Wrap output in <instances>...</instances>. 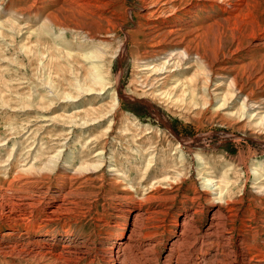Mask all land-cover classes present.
I'll return each mask as SVG.
<instances>
[{
  "label": "rangeland",
  "instance_id": "obj_1",
  "mask_svg": "<svg viewBox=\"0 0 264 264\" xmlns=\"http://www.w3.org/2000/svg\"><path fill=\"white\" fill-rule=\"evenodd\" d=\"M91 2L93 13L106 18L101 27L79 22L62 30L44 21L55 0H0V166L11 162L20 170L35 162L34 174L53 181L63 169L74 175L81 163L90 162L84 176L103 179L84 207L57 216L46 207L53 201L51 189L39 207L44 210H34L31 221L43 227L31 240L56 253L71 250L77 264H113L109 249L122 228L128 234L135 214L129 209L123 221L117 206L143 203L153 193L155 200L143 205L155 211L147 225L158 234L152 241L160 255L185 209L201 210L195 218L205 223L216 207L228 212L234 241L244 237L264 249V195L256 189L264 183V121H258L257 111L237 113L243 96L220 107L213 94H223L227 81L212 78L206 84L197 76L189 82L197 67L192 62L162 68V60H142L152 51L147 34L155 19L142 0ZM209 12L219 17V10ZM92 51L101 53L105 85L76 95L77 80H87L96 61L83 57ZM59 150L58 167L44 168ZM253 168L260 171L257 180ZM224 173L229 184L223 200L211 202L210 189ZM193 195L197 200L191 205Z\"/></svg>",
  "mask_w": 264,
  "mask_h": 264
},
{
  "label": "bare ground",
  "instance_id": "obj_2",
  "mask_svg": "<svg viewBox=\"0 0 264 264\" xmlns=\"http://www.w3.org/2000/svg\"><path fill=\"white\" fill-rule=\"evenodd\" d=\"M55 1V5L52 3L53 10L45 16L44 21L62 30L74 27L79 22L101 27L102 20L106 19L103 18V13H93L92 9L95 7L91 0ZM142 3L147 15L155 18L147 34L152 51L142 60L150 58L162 60L160 65L162 68L166 63H172L178 68L192 62L197 67L192 77L188 79L189 82L197 76L202 77L206 84L212 78L227 81L226 91L223 94H213L222 101L220 107L226 106L233 97L240 99L243 96L241 103L235 105L237 113L243 115L246 109H251L257 111L259 122L264 121V3L260 4L258 0H142ZM210 9L219 10V17L210 16ZM200 13L207 16H200ZM93 17H96V20ZM83 57L96 61L92 62L93 66L88 72L87 80L83 82L77 80L74 88L80 90L76 95L95 90L97 86L102 90L107 79L102 72V64L98 63L101 58L100 51L85 53ZM156 68L160 69L158 66H153V71H156ZM63 96L67 98L71 97V94H63ZM84 116L86 123L88 115ZM74 117L76 116H70V118ZM60 150L54 151V154L43 162L44 168L58 167V162L62 159ZM10 151L12 153L13 148ZM97 159L100 161L101 157ZM151 162V159L146 161L145 172L150 168ZM10 163L6 167L0 166V231L5 229V232H0V264H15V261L19 264H77L78 258L70 254L71 250H61L56 253L49 246L31 240L40 234L43 227L36 225L31 219L34 217L35 208L40 209L51 189L53 195H50L48 200L53 201L46 206L51 216L64 214L71 209L86 205L87 199L95 194L92 190L103 186V179L84 176L94 164L81 163L77 169L73 168L74 175L67 173L65 168L63 169L65 171L56 175L53 181H44L34 174L35 162L19 165L23 166L20 170H16V166ZM252 171L255 179H259L260 171L257 168H253ZM260 183H256V189L264 195V183ZM228 184V177L224 173L210 189L211 194L214 195L211 202L222 199L223 191L227 189ZM152 194L146 197L143 203L135 200L117 206L119 218L123 221L124 214L128 213L129 209L134 208L135 214L128 234L124 235L122 228L111 248L108 247L109 259L113 264H264V249L253 245V242H249L244 237L234 241L230 234L232 227L228 228L229 214L227 215L228 212H224L221 207H216L205 223L195 218L202 214L201 210L185 209L180 222L172 223L177 224L176 231L160 255L155 248L156 243L152 241L157 239L158 234L150 228L151 224L147 225V221L151 220V214L155 211L144 209L145 205H143L144 202L147 204L149 200L154 199ZM56 197L58 199H55ZM193 197L189 201L191 205L197 200ZM143 198L142 196L140 199ZM104 217L108 218L107 215ZM43 242L46 243L44 240Z\"/></svg>",
  "mask_w": 264,
  "mask_h": 264
}]
</instances>
